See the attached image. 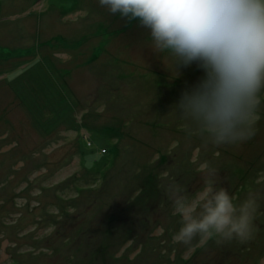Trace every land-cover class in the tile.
Segmentation results:
<instances>
[{
    "label": "rangeland",
    "instance_id": "1",
    "mask_svg": "<svg viewBox=\"0 0 264 264\" xmlns=\"http://www.w3.org/2000/svg\"><path fill=\"white\" fill-rule=\"evenodd\" d=\"M63 1L0 0V264H264V103L210 143L176 112L196 62L175 77L138 19ZM209 179L255 201L246 241L172 239L173 190Z\"/></svg>",
    "mask_w": 264,
    "mask_h": 264
},
{
    "label": "clouds",
    "instance_id": "2",
    "mask_svg": "<svg viewBox=\"0 0 264 264\" xmlns=\"http://www.w3.org/2000/svg\"><path fill=\"white\" fill-rule=\"evenodd\" d=\"M110 14L138 19L148 29L155 53L176 68L196 62L204 77L181 95L178 115L214 145L251 138L264 103V0H98ZM201 170H209L205 161ZM174 189L182 217L172 235L188 244L194 237L236 239L252 234L255 201L237 204L228 191L206 180L200 196Z\"/></svg>",
    "mask_w": 264,
    "mask_h": 264
},
{
    "label": "bare ground",
    "instance_id": "3",
    "mask_svg": "<svg viewBox=\"0 0 264 264\" xmlns=\"http://www.w3.org/2000/svg\"><path fill=\"white\" fill-rule=\"evenodd\" d=\"M53 3L55 4L54 6H56V7H58V6L69 7V4L64 3L63 0H53ZM103 138L98 135L94 138V140L97 141V143H99V144H101V143L103 144V142L105 141Z\"/></svg>",
    "mask_w": 264,
    "mask_h": 264
}]
</instances>
